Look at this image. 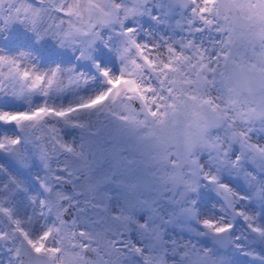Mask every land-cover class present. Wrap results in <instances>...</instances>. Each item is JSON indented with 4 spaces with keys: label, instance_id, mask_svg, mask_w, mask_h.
<instances>
[{
    "label": "snow or ice",
    "instance_id": "6c2138e0",
    "mask_svg": "<svg viewBox=\"0 0 264 264\" xmlns=\"http://www.w3.org/2000/svg\"><path fill=\"white\" fill-rule=\"evenodd\" d=\"M0 264H264V0H0Z\"/></svg>",
    "mask_w": 264,
    "mask_h": 264
}]
</instances>
